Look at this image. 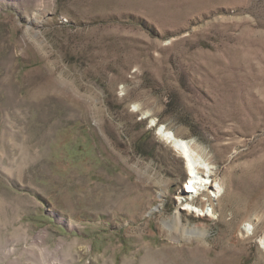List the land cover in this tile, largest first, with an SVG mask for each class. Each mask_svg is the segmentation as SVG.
Wrapping results in <instances>:
<instances>
[{"label":"rangeland","instance_id":"rangeland-1","mask_svg":"<svg viewBox=\"0 0 264 264\" xmlns=\"http://www.w3.org/2000/svg\"><path fill=\"white\" fill-rule=\"evenodd\" d=\"M0 264H264V0H0Z\"/></svg>","mask_w":264,"mask_h":264},{"label":"bare ground","instance_id":"bare-ground-1","mask_svg":"<svg viewBox=\"0 0 264 264\" xmlns=\"http://www.w3.org/2000/svg\"><path fill=\"white\" fill-rule=\"evenodd\" d=\"M160 133L161 135L163 136L164 139H166V141L168 140V142H170L172 144V146L178 150L180 152L181 155H184L186 156V161H187V164H188V167L190 169V180L189 182H187V188H189L190 190L192 189H195L197 184L203 186V184H205L203 180H201V174L200 172L203 174V172H205V170H203L202 168H200V166H205V167H208V164L206 163L207 160H202V157L201 155H199L200 153L197 151L195 145L192 143V142H189V140L185 139V138H181L179 136H177L172 130L168 129V128H164L163 126L161 127L160 129ZM200 169V170H199ZM200 174V175H199ZM204 178L206 179H214L216 182H217V196H218V199H222L224 197V194L226 192V187H225V182L223 180L222 177H219V175L217 174L216 170L212 169L211 173H208L206 175H204ZM196 180L198 181L197 183ZM201 180V181H199ZM198 202V199L195 198V196H188L186 198V204H191L195 205L196 209H192V212H196L198 213L199 212V215H203L205 214V208L204 206L206 204L202 203L201 202V205L200 204H197ZM213 207L212 209V213H215L216 211V208L215 206L211 205ZM179 215L176 216L175 219H177L176 223H177V226L178 227H184V229L186 231H183L185 232V235L187 236H193V233H197V234H200L198 233L199 230H198V227H189V226H185L184 223H183V220H181V214H180V211H178ZM169 224L166 223L167 226H172L171 224H173V222H168ZM176 228V226H175ZM255 228V225L252 226V230H254ZM202 233V232H201Z\"/></svg>","mask_w":264,"mask_h":264}]
</instances>
